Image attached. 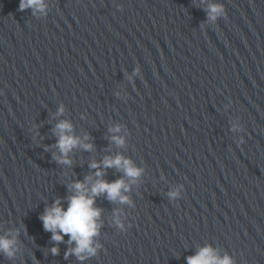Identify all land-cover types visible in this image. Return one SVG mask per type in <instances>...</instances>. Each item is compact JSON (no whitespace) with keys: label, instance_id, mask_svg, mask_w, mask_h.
<instances>
[{"label":"clouds","instance_id":"9594fccd","mask_svg":"<svg viewBox=\"0 0 264 264\" xmlns=\"http://www.w3.org/2000/svg\"><path fill=\"white\" fill-rule=\"evenodd\" d=\"M200 3L207 14V23L215 24L220 18H226L227 12L223 3L215 2V0H200ZM118 7L122 9L123 6ZM28 9L32 10L33 16L46 14V0H20L18 10L25 11ZM136 72H139L138 68L133 75ZM63 113L64 106L61 105L56 115L60 116ZM236 130H238V126L233 125V131ZM109 131L113 133L110 137L111 142L118 147H123L125 144L124 137L116 135V133H120L121 125L117 124L111 127ZM53 133L57 137L54 147L58 149V153H53V159L59 164L71 166L70 153L76 148L89 152L94 150V145L87 142L90 139L89 135L85 134L83 137L75 135L74 126L68 120H60L55 125ZM89 168L96 171L86 175L83 181L78 180L68 184V189L72 195L67 197L66 209L62 206L61 199L58 198L51 206L46 207L39 217L44 231L52 234L51 239L53 241L61 243L64 236L67 235L69 237L68 244L75 245V247L68 248L65 258L69 255H75L80 261L97 256L103 247L97 240L103 226L101 221L103 210L95 206L96 198L104 195L109 202L130 205L132 201L125 193L130 191L131 184L136 183L143 172V169L137 167L130 158L121 154L106 155L99 162L92 160ZM109 168H115L122 172L123 177L111 182L105 180L103 178L106 175L105 170ZM168 195L170 199H175L179 192L171 191ZM120 215V209L113 210L115 225L123 229L124 225ZM17 236L18 233L0 236V253L9 259H12L18 250L16 248ZM51 252L53 255H58L59 249L53 247ZM186 259L187 264H236L232 256L227 253L220 256L218 250L210 245L199 248L195 255L188 256Z\"/></svg>","mask_w":264,"mask_h":264}]
</instances>
